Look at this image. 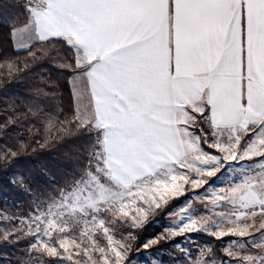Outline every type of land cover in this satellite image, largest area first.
Wrapping results in <instances>:
<instances>
[{
    "label": "snow or ice",
    "instance_id": "snow-or-ice-1",
    "mask_svg": "<svg viewBox=\"0 0 264 264\" xmlns=\"http://www.w3.org/2000/svg\"><path fill=\"white\" fill-rule=\"evenodd\" d=\"M0 28V76L49 65L22 118L77 142L63 183L0 212V264H128V230L181 197L144 248L199 233L189 264H264V0H15Z\"/></svg>",
    "mask_w": 264,
    "mask_h": 264
},
{
    "label": "trees",
    "instance_id": "trees-1",
    "mask_svg": "<svg viewBox=\"0 0 264 264\" xmlns=\"http://www.w3.org/2000/svg\"><path fill=\"white\" fill-rule=\"evenodd\" d=\"M14 2L15 0H0V5L8 6ZM9 11L15 13L19 9L10 8ZM0 54L15 58L13 44L3 28H0ZM20 58L23 59V56ZM48 69L49 65L43 63L35 65L23 73L15 74L13 77L0 76V123L4 122L8 115L21 116L18 124L9 126L7 134L0 132V210L7 216L22 217L30 212L32 197L25 191L26 188H31L33 193L38 194L39 191H46L51 187L52 180L56 183H63L72 171L70 158L77 147L76 138L54 139L53 137L57 136L55 131L49 135L36 120L22 118L28 105L34 102L35 90L40 85L41 77L49 75ZM6 71V69H0V72ZM52 75L54 78V68ZM66 102L67 94L64 96V103L66 104ZM12 109H15V112ZM37 129L40 131L37 132ZM44 139H48V144L41 149L37 141L43 142ZM22 144L27 146L26 150L21 147ZM9 149L16 151L17 155L14 157L9 155L5 161L3 154ZM14 173L20 176L21 184L13 180ZM183 199L181 197L170 201L167 206L156 211L155 216L163 217L167 211ZM151 222L150 220L132 230L135 236V240L132 241L133 249L139 246L145 235L152 232ZM5 225L8 226L7 221H5ZM195 235L207 242L211 239L205 234L196 233ZM163 244L164 242H160L148 249H157ZM212 244L214 247H218L219 242L212 241ZM4 251L12 252L15 249L8 247Z\"/></svg>",
    "mask_w": 264,
    "mask_h": 264
},
{
    "label": "rangeland",
    "instance_id": "rangeland-1",
    "mask_svg": "<svg viewBox=\"0 0 264 264\" xmlns=\"http://www.w3.org/2000/svg\"><path fill=\"white\" fill-rule=\"evenodd\" d=\"M227 175L228 174L225 173V176ZM12 178L16 183H22L20 176L17 173H14L12 175ZM208 180L209 184H211L215 180L217 186H224V178H221V180H216L215 177H209ZM205 187H207V185ZM197 191L203 192V189ZM184 205L185 198L171 210L167 211L165 215L161 218L157 215L155 216V213L158 210L149 214V216L143 221L141 226L151 220V226H153V230L152 232L143 237L138 247H136L135 249L131 247L128 253V257L130 256L128 259V264H189L190 260L195 259L197 257L198 248L203 247L207 241L196 236V233L187 234L188 236H190V238H185L184 236H177L168 240L161 239L157 244L149 245L148 247L150 248L155 245H158L160 242H164V244L157 249L150 250L148 248L143 247L145 243L152 239H156L162 233H164L165 230L169 228L170 225H172L173 220L179 221L180 216L182 215L180 209ZM193 207L196 208L201 214H206V210L203 208V206L198 200L193 203ZM0 212L6 215L2 210H0ZM3 227H7L5 225V221L0 220V228ZM132 230L133 229H129L128 231ZM229 239L231 238L225 237L224 241H228ZM177 243L179 244V247H177ZM181 249H185L186 251H181ZM189 253L191 255H189Z\"/></svg>",
    "mask_w": 264,
    "mask_h": 264
}]
</instances>
